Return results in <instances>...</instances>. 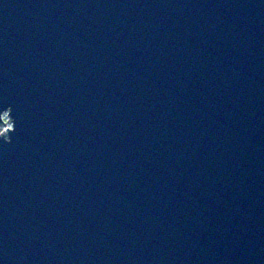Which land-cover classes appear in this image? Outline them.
Masks as SVG:
<instances>
[{
	"label": "water",
	"instance_id": "1",
	"mask_svg": "<svg viewBox=\"0 0 264 264\" xmlns=\"http://www.w3.org/2000/svg\"><path fill=\"white\" fill-rule=\"evenodd\" d=\"M0 264H264V0H0Z\"/></svg>",
	"mask_w": 264,
	"mask_h": 264
}]
</instances>
